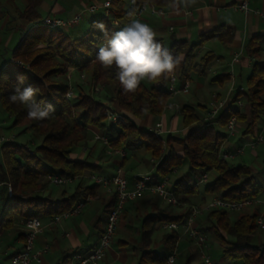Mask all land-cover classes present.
I'll list each match as a JSON object with an SVG mask.
<instances>
[{
    "label": "trees",
    "instance_id": "obj_1",
    "mask_svg": "<svg viewBox=\"0 0 264 264\" xmlns=\"http://www.w3.org/2000/svg\"><path fill=\"white\" fill-rule=\"evenodd\" d=\"M98 2V0H92ZM132 2V7L128 3ZM176 0H114L111 3L109 16L103 15L91 21L88 31L79 37H72L65 29H49L45 26L31 30L30 26L42 22L32 5H28L20 14L21 32L18 44L11 51V62L0 69V106L13 120V127L28 123L32 134L40 138L39 145L29 151L15 143H5L0 148V182L9 183L12 196L5 197L0 209V235L12 229L14 224L33 218L53 219L71 211L79 202L95 196L97 186H79L70 196L52 201L39 196L52 184L47 177L64 179L81 178L85 171L95 172L97 166L86 160L71 159L76 147L87 140L90 131L98 132L108 139L113 148L142 150L156 161L153 167L154 179L170 177L174 172L186 168L173 185L174 196L188 208L190 198L199 193L193 177L199 172L208 175L213 172L214 179L204 185L205 194L230 202H241L256 199L261 188L255 183L252 170L245 166H230L222 154L225 137L220 135L218 128H225L229 119L235 116L236 121L245 123L244 136L253 137L257 121L264 118V62L256 60L251 66L245 81V88L238 91L235 98L228 101L217 117L210 119L200 113L206 112V106L183 105L180 108V119L183 129L188 133L181 138L158 136L143 128H138L134 120H140L147 114L157 117L168 105L170 93L167 90V78L141 83L135 93H125L119 82L114 79L115 70L103 68L95 59L104 33L94 27L103 22L108 33L119 31L123 23H129V13L147 3L156 8L167 10ZM115 20L118 25L113 24ZM172 54H182L183 60L175 72L178 83L190 81L192 75L205 77L215 55L206 52L197 58V50L208 40L216 39L221 44L231 40L229 32L219 27L202 34L198 43H188L173 39L167 46ZM247 53L257 59L264 50V35L252 37L247 46ZM67 68L81 77L86 78L87 89L77 85V94L66 98L70 87L57 79L64 78ZM25 77L21 87L32 85L39 89L38 102L51 104L54 112L44 121H32L27 118V110L13 104L9 96L17 84V76ZM223 78V79H222ZM217 81L224 82L226 76H218ZM109 91L111 95L98 98L101 92ZM239 89V88H238ZM71 91V90H70ZM96 91V93H94ZM94 94L96 96L94 97ZM244 99L249 106L247 114L240 112L239 107L232 105ZM111 106L122 119L115 124H107L105 110ZM179 145L181 153L174 148ZM3 187V186H2ZM4 188V187H3ZM5 189V188H4ZM112 204L107 207L109 212ZM189 211L177 216L164 215L158 212L146 216L141 223L142 246L137 264H163L167 257L153 254L150 250V236L155 227L163 224L176 223L181 225L188 217ZM210 231L217 238L222 248V260L230 264H264V245L250 246L249 237L257 230L256 214L239 215L231 222L228 213L215 210L209 214ZM22 237V234L19 235ZM178 235L176 232L166 234L161 243L167 254L176 249ZM167 255V256H168ZM68 258L63 259L62 264ZM185 264H191L187 260Z\"/></svg>",
    "mask_w": 264,
    "mask_h": 264
},
{
    "label": "crops",
    "instance_id": "obj_2",
    "mask_svg": "<svg viewBox=\"0 0 264 264\" xmlns=\"http://www.w3.org/2000/svg\"><path fill=\"white\" fill-rule=\"evenodd\" d=\"M91 1L92 0H29V2H27L25 0H0V31L8 32V37H5L7 38L5 44L9 41L11 37L15 38L16 40L18 39V37L20 38L21 32L17 28L18 26H21L19 16L23 9L28 5H32L37 11V13L39 11L38 8L40 6H43L49 9V13L53 12L54 15H56L54 16L55 18L60 20H67L72 18V16L76 15L78 11L80 12V9H83V5L88 4ZM242 1L243 0H195V3L185 5L181 3L180 0H176L173 6H171L167 10H164L165 14L163 16L155 17L154 15L146 14L141 18V20L150 24L157 32V38L162 39L163 42V28L168 25L167 30L170 34L169 44L173 39L195 44L199 42V37L202 34L211 32L219 27H224V29H226L231 36V40L229 42L222 44V53L224 54H222V56L217 57L212 51L208 52H211L215 55V59L213 61L214 63L212 64L210 71L216 77L226 76L227 80H225V82L226 84H229V81H232V83L236 81L237 71L240 77L242 69L245 66H247L250 70L252 64L256 62V60L264 62V50L259 53L257 59L249 56L246 50V46L252 37L257 35H264V18L259 15V13H264V0H245L247 1L248 7L250 9V12L248 13H245L235 8V6L241 3ZM47 16L48 13L45 17ZM123 25L125 26L126 23H123ZM194 39H196V41L192 42V40ZM209 41H216V39H211ZM235 52L241 53L238 63L231 62L232 55ZM194 77L196 76L192 75L191 80L189 82L193 80V82L195 83L197 79L195 78L194 80ZM218 82L220 83L221 81ZM222 86L218 84V87ZM238 88H241V86H239ZM231 91L228 92V101L232 100ZM215 93L217 92L215 91ZM175 108L177 111L173 114L170 113L166 115V110L168 109L167 107L162 112V114L157 117H151L145 114L144 116H148V119L134 120V123L138 128L146 129L147 131L152 132L155 135L158 134V136H164L167 134L171 136L172 132L178 131L177 118L180 117V109L178 107ZM239 110L243 114H247L249 111V106L246 104H242V107H239ZM202 114L204 115L205 111H203ZM150 118L159 120H156L153 126H151ZM159 124L161 125L160 131H158L156 128V126ZM241 125L243 126L242 129ZM244 128L245 123L237 122L234 133L231 135L229 134L225 137L223 149L224 146L225 148L229 147V149L233 147V149H231L232 151H228V153H237V151H239V153H237L234 157L241 155L245 147L239 146V143H241V138L239 141L234 142V137L237 138L240 135L242 138L247 137L242 135ZM182 133H184L183 136H185L188 133V130L182 128ZM95 134L100 135L98 132L90 131V138H87L85 142L81 143L82 145H84V147L79 149V153L78 150L76 151V148L70 156L73 160H86L87 162L96 165L97 171H85L81 178H76L72 180L75 181L74 185L67 184L64 185L62 189L57 190L54 189L56 187H50L45 192H42H47V196L50 200L58 201L60 199L68 197L79 186H97L91 180V176H103L110 178L114 176L115 171L118 167L122 168L124 177L127 179L128 186L130 188L133 187L132 180L134 177L143 175H154V171L150 164V172L152 171V173H139L142 160L141 157L147 155L142 150L127 149L123 158H120L116 155H107L106 149L103 144L100 141L94 139ZM258 138H261V142H257ZM89 139L91 140V142H89ZM95 142H100L101 144L98 146V144ZM13 143H15V141H13ZM251 143H255L254 148H250L249 145ZM261 144H264V123H262L260 129H256L254 131L252 140H250L246 144V147H248L250 150H253L256 148L257 145ZM88 145L91 147H88ZM174 148L177 154L181 153V148L179 145L174 144ZM127 168L133 171L132 176H128ZM174 173L175 174H172L169 177L172 184H174L175 181L179 178H173L174 175L179 174V171ZM195 174L198 175L199 172H196ZM193 180L195 181L197 186H200L202 183H204V181L201 182L200 176L198 178H193ZM97 187L98 188L95 192V196L88 197V201L85 203L80 214L76 216H71L66 219H62L59 221V223L52 225L49 224V221L51 219H40L44 227L42 232L37 237V240L35 242V249H39L44 245L48 246V251L44 257L43 263L45 260L47 263L50 260L53 262V264H62L63 259L68 258V260L64 264H69L70 256L73 253L78 252L81 254H86L96 245L104 227L105 218L107 214V207L110 204H113L114 202L113 194L107 193L106 190L101 186ZM0 189V200L2 202L4 198L3 194L4 192L6 194V191L3 190L2 186H0ZM40 194L41 193H39L38 195ZM260 194V197H264V189L261 188ZM208 197L211 200L213 199L212 196L207 195L203 196L200 201L202 203H205L207 200L206 198ZM86 206H88L87 211L83 212ZM167 206L170 205H167L166 203L161 201L156 195L150 194L148 192L141 193L134 201L128 203L124 210L123 217L118 223L115 232V241L112 247L107 252L105 262L108 264H137L139 251L142 246V241L137 245L138 247H132L133 239H131V237H133V233L135 235H138V239H141V223L143 219L146 216H151L158 212H162L164 215H168ZM262 206H264V204L254 207V211L251 213L256 215L262 214V216H264V213H262L261 211ZM185 212L186 211L182 213L175 212V214L173 215L177 216ZM193 225L197 227V223H194ZM21 227L22 221L14 224L12 229L4 231L0 235L1 238L7 233L9 235L11 234L12 237L11 241L6 244L5 248L2 247L3 244L2 242H0V252L2 251V253H0V264H8L10 258L22 249L23 238L19 236L21 234ZM180 227L182 226L180 225L178 228ZM154 231L159 232V236L156 239V243H159L160 245H162V237L166 234L171 233L170 231L164 230L162 226H156ZM174 232L177 233V231ZM119 235H123V237L127 238L128 240H119ZM152 243L153 242L150 240V251L153 245ZM115 247H117V249H115ZM137 248L139 249L138 251ZM163 248L165 250L164 246ZM7 249H12V254L7 255ZM165 252L166 253L161 256L167 257V251L165 250ZM32 264L37 263L33 262Z\"/></svg>",
    "mask_w": 264,
    "mask_h": 264
},
{
    "label": "rangeland",
    "instance_id": "obj_3",
    "mask_svg": "<svg viewBox=\"0 0 264 264\" xmlns=\"http://www.w3.org/2000/svg\"><path fill=\"white\" fill-rule=\"evenodd\" d=\"M27 2H29V0H25ZM103 0H98V2H89L88 4L83 5V9H80L81 11L84 10V8L88 7V5L91 4H96V5H100V3H102ZM38 13L40 14V16L45 17L48 13L49 18H55L54 13H49V9L45 8L43 6H40ZM79 13V11H78ZM77 13V14H78ZM104 15V11L102 9H99L97 11H95L94 13H85L82 15V18L80 19V21L72 26V27H67V29H65L66 33L69 34L72 37H79L84 35L88 29H89V24L91 21L97 20L100 17H102ZM75 16V15H74ZM72 16V18L74 17ZM45 17V18H47ZM157 17V16H155ZM57 19V18H55ZM71 19V18H70ZM159 19V18H157ZM60 20V19H59ZM159 21V20H157ZM42 22L39 23H35L33 25L30 26L31 30H38L40 28H42ZM168 25L165 26L163 28V33H162V37L164 38V44L165 45H169V38H170V34L168 33ZM8 32L0 31V69L5 65L11 62V51L13 50V48L16 47V45L18 44L19 41V37L16 40L15 38L11 37L9 39V41L5 44V41L7 40L8 37L7 34ZM196 39L192 40V42H195ZM5 44V45H4ZM5 46V47H4ZM200 49V51H199ZM197 50L198 53V57L200 58L202 57L206 52L208 51H212L217 57L218 56H222L223 52V47L222 44L216 40V41H206L202 44V46ZM225 58V57H224ZM226 60V59H225ZM214 62L210 63L207 69V73L205 77H194L197 79V81L194 83L193 80L191 82H189V90L188 93L186 94H182L180 92L175 93L173 95L170 96L169 101H168V109L166 110V115L168 114H173L175 113L177 110L175 107H178L180 109V107H182L183 105H191L194 106L196 109H198V106H208L210 104V102L212 101V96H217L219 98V100H223L226 101L227 97H228V92L231 91L232 89V94H231V98H235V96L238 93V87L241 86L243 88H245V81L246 78L249 75V68L247 66H245L242 69L241 75L239 77V73L238 71L236 72V81L234 83H232V81H229V84L224 81V82H218L217 80H215L216 76L213 75V73L210 71V68L212 66ZM218 77V76H217ZM60 83L62 84H67L70 87V90L73 92V96H75V94H77V89L76 86L77 85H81L84 87V90L87 89V85L86 84V78L85 77H81L79 75H77L75 72H73L71 69L67 70V74L64 78H58L57 79ZM143 83L147 84V81H143ZM218 84L222 87H218ZM95 89H97V92L100 91L99 87H96ZM215 91L217 93H215ZM101 92V91H100ZM96 93V91L94 92ZM218 94V95H217ZM98 98H102L104 95H111V93L109 91H102L100 94H98ZM96 96V94H94V97ZM97 99V96H96ZM228 102V100H227ZM240 102L241 104H245L244 99L241 97L240 98ZM167 108V107H166ZM233 109L237 108V105L234 103L232 105ZM179 111V110H178ZM202 110H200V113L202 114ZM180 113V112H179ZM203 115V114H202ZM204 116V115H203ZM142 119H148V116H144ZM156 120L158 121L159 119H154V118H150L151 121V126H153L154 122H156ZM177 130L176 132H172L171 136H173L174 138H178V137H182L184 133H182V125H181V119L180 117L177 118ZM262 123H264V118L260 119L259 121H257L256 126H255V130L256 129H260V127L262 126ZM243 128V126L241 125V129ZM217 131L219 132L220 135L226 137L229 135L226 127L225 128H218ZM92 135V134H91ZM0 136H3L5 138H9V136H12L13 141H15V144L18 145H22L24 146L27 150L29 151H33L40 143V138L39 137H35L31 130L30 127L28 126V123H23L22 125H20L19 127H13V120L2 110L1 106H0ZM89 136V135H88ZM168 136L167 134L162 136V137H166ZM90 138V136L88 137ZM92 138V136H91ZM234 142L235 141H239L240 138V142L239 143L241 147H244L243 152L241 155H238L234 158H228L226 159L227 163L230 166H239V165H245L247 167H249L252 170V174L254 177V181L255 183L261 187L262 189H264V144L261 145H257L255 149L250 150L248 147H246V144L252 140L251 137L247 136L246 138H242L241 135L239 137H234ZM231 139V138H230ZM89 142H91V140L89 139ZM94 142V141H93ZM98 144V146L101 144L100 142H95ZM238 144V143H235ZM231 146V145H230ZM84 147V145H82L81 143L78 145V147H76V151L78 150L79 153V149ZM88 147H91L88 145ZM233 149V147H231L229 149V147L225 148L224 146V152H231ZM141 165H140V170L139 173L140 174H144V173H152V171L150 172V167H149V162L152 159L149 155H144L141 157ZM0 161H1V157H0ZM150 166H152L150 164ZM153 169V167H152ZM186 168H183L182 170L179 171V174H176L173 176V178L175 179V177H179V175H182L183 172H185ZM127 172H128V176H132L133 171L129 170L127 168ZM175 174V173H173ZM200 175H196L193 178H198ZM207 180L204 181V183H202L198 188H199V193L196 196H193L192 198H190V205L194 206L196 208H204L206 206V204H208L211 199L206 198V202L202 203L200 201V199L203 196H207V194L204 193L203 188L204 185L206 183H210L214 177L215 174L213 172L209 173L207 175ZM75 181H71L69 184L74 185ZM91 184V183H90ZM51 187H56L54 189H62L63 186H54L52 185ZM1 190V189H0ZM3 190L5 191V189L3 188ZM261 194H259L256 197V200H258L260 203L264 202V197H260ZM39 196L48 198L47 196V192L46 193H41ZM3 197H6V194L4 192ZM214 198V197H213ZM1 202V200H0ZM2 207V202L0 204V209ZM87 207H85V209L83 210V212L87 211ZM184 211H189V208L185 205H179V206H167V214L170 216H174L173 214L176 213H182ZM214 211V210H212ZM212 211H203L200 215L196 216L195 219L192 221V225L194 223H197V229L204 234L205 236V243L204 246L200 249L198 245H196L195 242L190 241L187 237V235L185 234V229L180 227L178 228L177 233H178V242L176 244V249H175V263L174 264H185L187 260L191 261V264H204L203 262V258H209L210 260V264H230L228 262H223L222 260V248L217 240V238L215 237V235L210 231L209 227H210V221H209V214ZM254 211V207H249L244 209L241 212H227L228 213V218L230 219L231 222L235 221L236 218L239 215L242 214H252L251 212ZM261 211L262 213H264V206L261 207ZM260 211V212H261ZM194 226V225H193ZM138 229V228H136ZM132 232V231H131ZM171 232V231H170ZM133 233V232H132ZM159 236V232L158 231H153L150 240L153 242L152 247H151V251L154 254H158V255H164L166 252L163 248L162 245H160L159 243H156V239ZM138 235H135L133 233V237H131L133 245L132 247H136L140 242L141 239L137 238ZM11 234H5L0 238V242H2V247L5 248L6 244L8 242L11 241ZM119 240H128L127 238H124L123 235H119L118 236ZM115 241V238H114ZM261 241V243H260ZM114 244V242H113ZM248 244L250 246H260L261 244H264V231H260V230H256L248 239ZM138 247V246H137ZM115 249H117V247H115ZM139 249L137 248V251ZM6 254L10 255L12 254L13 250L12 249H7L6 250ZM2 253V251L0 252ZM42 264H53L52 261H48V263L46 262V260L44 261V263Z\"/></svg>",
    "mask_w": 264,
    "mask_h": 264
},
{
    "label": "built area",
    "instance_id": "obj_4",
    "mask_svg": "<svg viewBox=\"0 0 264 264\" xmlns=\"http://www.w3.org/2000/svg\"><path fill=\"white\" fill-rule=\"evenodd\" d=\"M114 0H103L100 5L91 4L88 7L84 8V10L80 11L76 14L73 18L67 20H59L55 18H45L42 21V25L49 28V29H67V27H72L76 25L82 15L85 13H94L95 11L102 9L104 11L105 16H109V10L111 7V3ZM129 7H132V2L128 3ZM236 9L241 10L245 13L250 12L248 7L247 1L243 0L241 3L235 6ZM154 15V16H163L165 14L163 9L156 8L153 5H149L147 3L139 6L135 11V18L141 19L144 15ZM259 15L264 18V13H259ZM114 25H118V23L113 20ZM241 53L235 52L232 55L231 62L238 63L240 59ZM71 69V68H67ZM72 70V69H71ZM73 71V70H72ZM97 90V89H95ZM167 90L170 95L175 93H182L186 94L189 90V81H184L182 84L178 83V79L176 76L168 77L167 83ZM242 88H239L238 91H242ZM73 97V92L68 91L66 94V98ZM227 103L226 101L219 100L217 96H212V101L208 106H206L205 116L207 118L213 119L217 117L220 111L225 107ZM238 107H242L241 102H237ZM168 107V106H167ZM106 116V123L111 125L115 124L117 121L121 120L122 117L115 111L113 108L109 106L105 110ZM236 118L232 116L227 125L226 129L228 133L231 135L234 133L236 129ZM157 130L160 131L161 125L156 126ZM157 131V132H158ZM158 135V134H156ZM94 139L100 141L106 149L107 155H116L120 158L125 156V150L123 148H113L109 145L108 139L104 136H100L98 134L94 135ZM13 142V138H5L0 136V146L4 143H11ZM257 142H261V138L257 139ZM250 148H254L255 143H251ZM239 153V151H237ZM237 153H224L222 154L223 159L233 158ZM150 164L152 167L155 166L156 161L154 159L150 160ZM207 178L206 174L201 176V182L205 181ZM73 179H64L61 177H47V181L50 182L54 186H64L69 184ZM91 180L94 182L95 185L103 187L107 193L113 194L114 202L106 214L104 227L102 230L101 235L96 243V245L86 254H81L78 252L73 253L70 256L69 264H108L105 262V258L107 252L112 247L115 232L118 226V223L123 217L124 210L128 203L134 201L141 193L148 192L150 194L156 195L161 201L166 203L170 206H179L183 205L179 202L176 197L174 196V189L169 177H164L161 179H154L151 175H143V176H136L132 180L133 187L130 188L128 186V181L124 177L123 170L121 167H118L115 171L114 176L107 178L103 176H91ZM0 186H3L6 191V196H12V189L9 183H2L0 182ZM88 201V198L85 201L79 202L71 211L63 213L60 216H56L49 221V224H56L59 223L60 220L69 218L71 216H76L80 214L82 208L84 207L85 203ZM264 204V202H259L256 199H247L241 202H230L223 200L218 197H214L204 208H196L191 206L189 208V215L184 223L181 224L182 228L185 229V234L187 235L190 241L196 243L201 249L205 243V236L201 233L195 226L192 225V221L195 219L196 216L200 215L203 211H212V210H223L226 212H241L246 208L249 207H256L259 205ZM35 222V227H29L30 224ZM255 225L257 229L264 230V216L262 214L257 215ZM180 225L176 223H168L163 224L162 228L167 231H176ZM43 224L40 219L33 218L27 221L22 222L21 227V234L23 238V245L22 249L14 254L8 264H32L33 262L37 264H42L44 257L48 251V246L44 245L39 249H35V242L37 237L43 230ZM175 262V251L168 255L165 262L169 260V258ZM204 264H210L209 258H203Z\"/></svg>",
    "mask_w": 264,
    "mask_h": 264
},
{
    "label": "clouds",
    "instance_id": "obj_5",
    "mask_svg": "<svg viewBox=\"0 0 264 264\" xmlns=\"http://www.w3.org/2000/svg\"><path fill=\"white\" fill-rule=\"evenodd\" d=\"M189 5L195 0H180ZM119 31L108 33L103 22H97L94 27L104 33L103 40L96 53V61L105 69H114V79L119 82L125 93H135L145 80L156 81L175 75L183 56L172 54L157 38L154 28L141 19L135 18V13ZM25 77L17 76V84L9 100L13 104L23 106L27 110V118L32 121H44L54 112L51 104L45 105L37 101L39 89L24 84ZM35 222L29 227H35ZM166 264H174L170 257Z\"/></svg>",
    "mask_w": 264,
    "mask_h": 264
}]
</instances>
